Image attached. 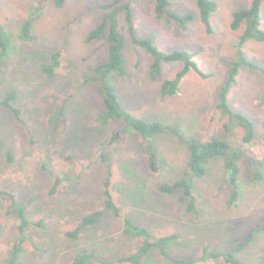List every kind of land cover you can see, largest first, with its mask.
<instances>
[{
	"label": "rangeland",
	"instance_id": "rangeland-1",
	"mask_svg": "<svg viewBox=\"0 0 264 264\" xmlns=\"http://www.w3.org/2000/svg\"><path fill=\"white\" fill-rule=\"evenodd\" d=\"M37 1L0 0V21L12 37L9 54L0 64V99L14 92V102L22 108L31 127L0 105V188L17 192L24 202L34 198L32 215H45L47 219L46 228L30 229L42 250L29 248L22 264H70L75 252L84 247L95 252L94 264H130L111 262L135 252L143 243V238L126 233V218L149 228L155 241L164 235H177L167 245L171 257L199 258L208 247L209 252L221 255L197 264H264V231L237 254L239 262L223 257L262 222L264 215V42L250 40L245 44V54L254 66L241 67L229 94L233 109L256 124L255 138L247 146L255 151L262 166L256 167L248 157L239 160L240 194L237 203L231 205L233 189L226 178L224 159L207 163L208 174L196 178L194 184L198 216L188 211V202L182 200L183 190L166 194L158 189L160 182L185 177L189 148L171 132L155 136L152 141L160 157V170L154 172L141 136L129 128L121 142L102 155V143L111 132L126 126L123 121L98 122L103 100L96 87L84 86L81 80L107 59V43L89 40L88 35L117 8L128 60V73L117 82L123 105L141 117L165 124L179 122L188 140L206 135L201 129V116L217 105L243 32V28L231 27L233 14L250 6L253 0H215L218 6L211 16L212 33L207 32L201 20L197 0H172L171 10L194 15L184 24L158 17L155 0H67L62 7L50 0L43 10L37 9ZM126 5L133 10L137 36L151 37L165 51L198 52L195 60L208 77L192 70L177 94L162 97L161 81L150 75L153 56L134 45L129 37L126 13L121 10ZM28 19L33 23L32 39L24 40L21 32ZM261 27L264 28V4ZM59 50L63 53L62 67L54 78H47L43 67ZM183 65L182 61L164 62L163 78H172ZM50 90L74 94L67 109V129L50 127L49 119L56 107L45 95ZM218 127L221 136L242 139L241 129L226 132L222 122ZM208 132L215 134L216 130ZM258 168L262 172L259 179L255 178ZM49 170L66 178L55 196L49 193L53 182ZM108 179L121 209L120 217L103 200ZM8 203L0 196V264H9L20 235L18 221L6 214ZM95 210L103 211L95 227L85 230L78 240L66 236V231ZM145 264L174 263L156 247Z\"/></svg>",
	"mask_w": 264,
	"mask_h": 264
},
{
	"label": "trees",
	"instance_id": "trees-1",
	"mask_svg": "<svg viewBox=\"0 0 264 264\" xmlns=\"http://www.w3.org/2000/svg\"><path fill=\"white\" fill-rule=\"evenodd\" d=\"M50 0H38L37 9L43 10ZM67 0H56V4L62 7ZM155 10L157 16L166 18L168 21H177L184 24L193 20L194 15L188 13L180 15L171 10L172 0H155ZM201 20L204 22L207 32H213L211 16L217 9L215 0H197ZM264 0H253L250 6L239 8L233 14L231 27L234 30L243 28L237 45V57L231 61L232 66L229 72L226 83L222 86L216 106L208 108L207 113L201 116V129L206 135H199L197 139L188 140L187 134L180 126L179 122L164 123L160 120L141 117L128 110L121 100V95L117 88V82L121 77L128 73V60L125 54V36L119 30L118 14L119 9H114L107 13L104 18L91 30L88 39L92 41H105L107 43V59L98 63L91 74L85 76L82 81L84 86L96 87L103 100L104 108L98 115L100 124H107L110 121H123L126 129H115L111 132L108 139L102 143V155L104 151H109L116 144L121 142L125 135V131L131 128L139 133L144 146L148 150V164L152 171L160 170V157L157 153L152 139L158 134L171 132L177 136L188 148L189 159L187 167L184 171L185 177L181 180L171 182H160L158 189L166 194H173L178 189L183 190L182 200L188 202V211L198 216L196 209L197 198L194 194L195 179L204 177L208 174L207 163L211 160L223 158L227 171V180L233 189L229 203L235 205L240 194V173L239 160L246 157L254 160L256 167L262 166V161L257 158L255 151L247 145L252 143L256 135V124L253 120L233 109L229 103V94L233 85L237 82L242 66H254L248 60L245 54L244 46L250 40L264 42V28L261 27L262 8ZM105 7H113L112 4H105ZM126 13V20L129 25L130 38L134 45L142 47L153 56V62L150 66V75L153 80L161 81L160 93L162 97H169L177 94L180 91L181 83L184 77L192 70L197 71L204 77H208L199 67L195 60L198 52L190 50L176 49L173 51H165L160 49L151 37H139L135 32L133 10L129 5L121 8ZM32 19H28L21 32V38L24 40L32 39ZM12 37L6 27L0 21V64L3 59H6L11 49ZM4 59V60H5ZM182 61L183 67L176 72L172 78H163V63ZM63 64V53L61 50L54 52L49 62L43 67V73L47 78H54L58 74V70ZM46 96L50 97L55 103V111L49 119V124L52 129L61 128L67 129L69 120L67 109L73 101L74 94L72 92H56L53 90L47 91ZM16 94L7 92L0 99V105L10 110L15 118L25 124L29 129L28 120L23 115V110L15 104ZM222 122V130L226 132H234L236 129L243 131L241 140H229L217 133L219 124ZM213 128L215 134H210L208 131ZM201 131V132H202ZM8 159L12 161V155L8 153ZM69 159V158H68ZM53 182L49 193L58 195L61 192L62 184L65 176L56 174L55 171L49 170ZM262 177V172L258 168L255 178ZM0 196L9 200L6 214L9 217H15L18 221L17 227L19 230V238L13 247L10 254L9 264H22V258L29 248L40 250L35 237L30 232L33 226L39 228L47 227V219L44 216L34 217L31 213L32 206L35 202L34 198H30L28 202L20 200L18 193L0 188ZM103 200L107 208L111 209L117 217L121 216V209L115 200L111 190V181L108 179L104 185ZM103 214V211L95 210L92 213L85 215L78 225L66 231V236L71 239L78 240L81 234L92 227H95ZM126 233H131L136 237L143 238L142 245L133 253L120 256L113 259L112 263H130V264H145L147 257L152 253L153 249L158 247L165 257H170L174 264H197L199 261H204L208 258H216L221 254L219 252H209L208 247L205 248L204 256L199 258L191 257H171L169 255L167 245L175 239L177 235H164L159 240H154L149 228L135 224L131 219L126 218ZM264 231V215L262 222L240 241L233 250L223 254V257L231 261H240L237 255L252 243L255 235L258 232ZM29 244H32L29 246ZM42 250V249H41ZM96 254L87 247L77 250L70 264H94Z\"/></svg>",
	"mask_w": 264,
	"mask_h": 264
}]
</instances>
